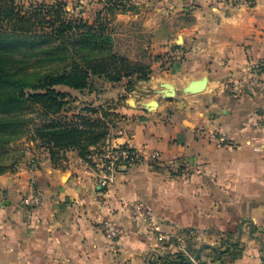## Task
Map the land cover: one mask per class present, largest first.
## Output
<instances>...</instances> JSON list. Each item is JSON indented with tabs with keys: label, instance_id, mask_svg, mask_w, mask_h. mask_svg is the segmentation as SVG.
I'll use <instances>...</instances> for the list:
<instances>
[{
	"label": "crops",
	"instance_id": "1",
	"mask_svg": "<svg viewBox=\"0 0 264 264\" xmlns=\"http://www.w3.org/2000/svg\"><path fill=\"white\" fill-rule=\"evenodd\" d=\"M131 3L135 10L115 14L113 28H122L115 35L138 28L152 73L131 88L129 79L106 81V99L95 104L123 119L115 144L158 152V160L147 156L104 188L76 150L52 158L29 146L0 173V264H146L157 240L131 215L127 203L135 201L154 211L161 229L194 232L197 263L171 264H264V89L251 81L264 62V0ZM203 77L205 88L193 91ZM165 82L174 97L162 92ZM214 131L234 146H218ZM32 178L46 199L27 217L19 199ZM103 224L120 237L106 236ZM228 237L241 241L233 260L213 250Z\"/></svg>",
	"mask_w": 264,
	"mask_h": 264
},
{
	"label": "trees",
	"instance_id": "2",
	"mask_svg": "<svg viewBox=\"0 0 264 264\" xmlns=\"http://www.w3.org/2000/svg\"><path fill=\"white\" fill-rule=\"evenodd\" d=\"M26 1L0 0V150L8 152L10 145L31 132L52 158L61 151L76 150L86 159L92 147L104 142L114 120H105L99 110L90 112L95 118L77 114L82 125L52 115L65 111L67 88L92 90L95 79L112 83L149 80L151 64L134 62L118 52L111 27L117 12L135 10L136 6L132 0H105L106 22H91L67 10L66 0ZM31 106L42 107L48 122L28 128L21 114ZM109 115L118 117L106 110L104 116ZM4 156L0 154V173L12 169L21 155L7 154V162H3ZM191 241L188 239V252L194 254ZM213 250L218 257L233 260L242 253L241 241L228 237ZM154 254L148 255L146 264H158L162 256L152 259ZM163 258L165 264L191 262L182 252Z\"/></svg>",
	"mask_w": 264,
	"mask_h": 264
},
{
	"label": "built area",
	"instance_id": "3",
	"mask_svg": "<svg viewBox=\"0 0 264 264\" xmlns=\"http://www.w3.org/2000/svg\"><path fill=\"white\" fill-rule=\"evenodd\" d=\"M251 81L257 78L256 84L264 89V78H260L264 75V62H261L256 67L252 68ZM121 117H117L114 120V125L110 124L109 134L106 136L104 142L99 146L92 147V152L85 159L87 169L94 174L99 185L104 188H110V186L116 181L119 173L122 169H128L143 162L148 156L151 160H158V152H152L146 155L141 149L133 147L129 144H115V136L122 134L124 128L121 126ZM211 139L218 146H234V142L229 137L220 131H214L210 134ZM39 167V161L37 157H32L28 162V170L34 173ZM46 195L44 191L37 186L36 181L32 178L28 184V188L25 192L21 193L19 199L20 208H22L25 216L31 217L34 211L39 208L45 201ZM127 207L131 212L133 218L141 220L149 230L155 234L157 245L151 253H155L151 256L152 259L159 257L158 264H165V255L174 256L175 253L182 252L187 254L190 261L197 263V259L188 252L187 242L188 239L194 238V232L188 230L181 234L175 235L160 228L157 222V217L154 211L148 207L145 203L140 201L129 202ZM103 231L106 236L112 240H117L121 231L109 224H103Z\"/></svg>",
	"mask_w": 264,
	"mask_h": 264
},
{
	"label": "rangeland",
	"instance_id": "4",
	"mask_svg": "<svg viewBox=\"0 0 264 264\" xmlns=\"http://www.w3.org/2000/svg\"><path fill=\"white\" fill-rule=\"evenodd\" d=\"M28 1L29 0H27L26 2ZM49 1L52 2V0H49ZM66 1L68 3L66 9L69 10L73 15L82 16L91 22H94V20L96 19H101L106 22L105 0H66ZM33 2L34 4H36L37 2L43 3V0H33ZM114 17L115 15L112 17L111 27H113ZM35 28L39 29L38 26ZM129 28H131L130 29L131 32L129 31L127 33L128 36H126V34H123L120 36L115 35L116 31H117L116 33L118 34L121 33V29H122L121 27L116 28V31H115V28L113 29L114 36H115V43L117 40V43L119 44V47L121 50L119 51V49L117 48V51L129 57L134 62H141L144 64H149L150 61H152V58H150L149 54L147 53L148 51L144 46H139L140 45L139 42L141 41V39H144L143 37H141L142 33H140L138 28L136 27L129 26ZM138 82L140 81L130 82V84L128 85L131 88L137 85ZM67 90H70V91H68L69 92L68 93L69 96L67 97L68 104L65 106L66 108L65 111L57 115H52V116L56 118L58 117L61 118V117L66 116L68 121L73 120L74 122H77V123L80 122V125H82L83 120L82 118H80L79 120L77 114H80L79 116L81 117L83 116L86 118L88 117L95 118L97 117V115H94V113L90 114V112L91 111L93 112V110H96V111L99 110L101 112V116H103L105 120H110V118L115 120L116 117H114L113 115H111V117L109 118H106L104 116V113H106V102L95 104V101L98 98L106 99V97H103V96H106L103 94L106 91V80L105 79H95L92 90L88 89L84 91H79V90L68 89V88ZM88 93H92V94H88ZM99 94H101L100 97H99ZM102 104L104 106H102ZM108 112H111V114L113 113L112 111H108ZM21 115H24L23 118L28 123V128H31V129H33L34 126L36 125H43L49 120L48 114H45V111L40 106L26 107L23 110ZM30 133H27L20 140L13 143V145H10V149L8 150V152L4 151L5 149L0 150V154L2 155L3 153L5 154V156L3 157V162H7L6 160L7 154L8 155L10 154L12 156L14 155L15 157L17 156L19 157L21 155L19 158L20 160L25 155L27 148L31 147L32 149L34 148L35 150H41L42 148H44L41 146V142L36 141ZM31 142L34 143L33 144L34 146H32Z\"/></svg>",
	"mask_w": 264,
	"mask_h": 264
},
{
	"label": "water",
	"instance_id": "5",
	"mask_svg": "<svg viewBox=\"0 0 264 264\" xmlns=\"http://www.w3.org/2000/svg\"><path fill=\"white\" fill-rule=\"evenodd\" d=\"M207 80H208L207 77H203L202 79L196 81L193 84V86H192V90L196 91V92L203 90L205 88V86H206ZM162 87H163L162 92L166 96L174 97L176 95V90H175V87H174L173 84H171L169 82H165V83L162 84ZM157 103L158 102L156 100H153V101H150L148 103V105L153 108V107H155L157 105ZM198 256H199V254H198ZM198 256H197V258H198Z\"/></svg>",
	"mask_w": 264,
	"mask_h": 264
}]
</instances>
